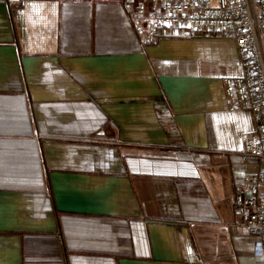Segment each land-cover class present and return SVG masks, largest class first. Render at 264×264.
<instances>
[{"label": "crops", "instance_id": "1", "mask_svg": "<svg viewBox=\"0 0 264 264\" xmlns=\"http://www.w3.org/2000/svg\"><path fill=\"white\" fill-rule=\"evenodd\" d=\"M23 1L0 0V264H264L235 213L261 166L235 42L142 45L122 0Z\"/></svg>", "mask_w": 264, "mask_h": 264}, {"label": "built area", "instance_id": "2", "mask_svg": "<svg viewBox=\"0 0 264 264\" xmlns=\"http://www.w3.org/2000/svg\"><path fill=\"white\" fill-rule=\"evenodd\" d=\"M25 6L8 0L9 7ZM142 45L157 42L161 28L212 29L235 42L242 74L224 79L231 110L253 113L256 130L242 135L244 154L261 162L244 176L235 196L239 225L258 237L264 252V0H122Z\"/></svg>", "mask_w": 264, "mask_h": 264}, {"label": "rangeland", "instance_id": "3", "mask_svg": "<svg viewBox=\"0 0 264 264\" xmlns=\"http://www.w3.org/2000/svg\"><path fill=\"white\" fill-rule=\"evenodd\" d=\"M192 33L209 32L207 29H191ZM191 33V32H190Z\"/></svg>", "mask_w": 264, "mask_h": 264}]
</instances>
